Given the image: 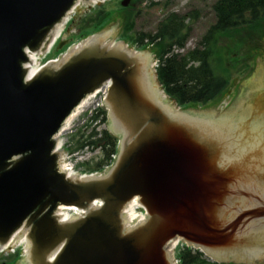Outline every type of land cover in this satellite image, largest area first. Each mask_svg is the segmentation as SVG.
Here are the masks:
<instances>
[{
	"label": "water",
	"instance_id": "water-1",
	"mask_svg": "<svg viewBox=\"0 0 264 264\" xmlns=\"http://www.w3.org/2000/svg\"><path fill=\"white\" fill-rule=\"evenodd\" d=\"M93 1L0 0V249L17 236L21 264H173L167 243L180 237L219 263H264V89L254 110L250 89L221 115L177 108L152 52L112 40L113 29L28 78L29 53L46 52L69 13ZM108 82L117 157L103 174L69 177L58 134ZM135 199L148 215L131 226ZM61 207L83 214L63 222Z\"/></svg>",
	"mask_w": 264,
	"mask_h": 264
},
{
	"label": "trees",
	"instance_id": "trees-1",
	"mask_svg": "<svg viewBox=\"0 0 264 264\" xmlns=\"http://www.w3.org/2000/svg\"><path fill=\"white\" fill-rule=\"evenodd\" d=\"M144 1L132 0L129 7L121 8L125 13L121 38L133 44L138 43L141 47L146 45L145 41L157 46V55L160 57L158 80L166 94L181 106L192 103L207 104L220 97L228 88L231 72L225 63L227 60L224 61L222 57V50L226 47V44L222 45L223 39H236L239 35L242 36L238 38H242L245 35L243 33H251L253 30L259 34L264 33V0H216L213 9L217 20L210 25L197 46L184 55L173 54L166 57L174 45L186 44L195 21L188 19L196 18L198 14L170 12L160 21L154 32H140L135 30V25L141 14L138 6ZM112 21L110 11L105 7L89 12L79 22V39L102 30ZM250 64L244 63V68L240 66L239 70L247 68L250 71ZM219 68L221 72L218 71ZM99 116V112L95 114L91 123L98 121ZM106 121L107 118L104 117L99 123ZM75 138L76 148L86 145L102 148V159L95 165L98 169L105 163H110L117 153L118 138L107 129L99 132L94 127L89 134L82 133ZM180 257L182 264H220L209 261L203 253L190 249L183 250ZM19 259V251L11 259L0 254V264H16Z\"/></svg>",
	"mask_w": 264,
	"mask_h": 264
},
{
	"label": "rangeland",
	"instance_id": "rangeland-1",
	"mask_svg": "<svg viewBox=\"0 0 264 264\" xmlns=\"http://www.w3.org/2000/svg\"><path fill=\"white\" fill-rule=\"evenodd\" d=\"M122 1L123 0H112L77 8L72 16V21L66 26L63 33V40H67L65 50L68 46L81 42L82 39H79L80 20H82V18L89 12L97 11L99 8L103 7L110 11V16L113 19L105 29L114 30L111 36L112 40L117 41L122 39L121 35L125 23V13L124 11H121ZM215 2L216 0H158L156 3L152 2L153 5H151L152 3L144 1L138 6L141 10V14L136 19L135 30L146 33L154 32L160 21L163 20L169 12H177L180 14L192 13L193 15L198 14V17L188 19L195 20L192 24L191 35L187 40V49L193 48L206 33L210 25L217 20L213 9ZM249 33L250 32L243 33L245 35L242 38H238L242 36L239 35L236 39L226 37L222 40V45L226 44V47L222 50V57L224 58V61L227 60L225 63L229 66L231 72V78H229V86L227 90L220 97H217L215 100L210 101L207 104H189L188 106H191L189 107L190 110L206 113L214 112L216 115L230 112L246 99L244 95H240L238 98L236 97L239 85H241V88L245 89V91L248 89L253 91L254 88L259 89L264 84V33L259 34L254 30L250 34ZM129 48L135 49L132 42L129 43ZM157 49L158 48L156 47L153 50L157 51ZM149 51L152 52L151 49ZM57 53L58 51L55 49L51 56H55ZM153 58L154 61H156L155 53H153ZM244 63H251L250 71L247 68L248 71L246 69L239 70L240 66H244ZM218 71L221 72V69L219 68ZM257 73L258 77L254 80ZM174 104L178 107L175 102ZM86 115L87 113H82V115L75 118L71 130L69 132L67 131L63 136V139L70 142L74 148L77 140L75 136L81 135L82 133H85L86 135L89 134L91 129L96 125L95 122L89 125L90 118ZM100 124L101 129H109L108 121ZM95 152H97V150H95ZM99 156L100 153L98 154V157ZM96 160L91 162L92 166L95 165ZM11 256L13 255H9L8 257L11 259ZM208 260L210 259L208 258ZM20 263V261L17 262V264ZM231 263L237 264L234 262Z\"/></svg>",
	"mask_w": 264,
	"mask_h": 264
},
{
	"label": "bare ground",
	"instance_id": "bare-ground-1",
	"mask_svg": "<svg viewBox=\"0 0 264 264\" xmlns=\"http://www.w3.org/2000/svg\"><path fill=\"white\" fill-rule=\"evenodd\" d=\"M36 70H33V72H31V74L32 73H34ZM90 100H84L82 103H81V105L74 111V113L69 117V119L67 120V122H66V128H64L63 129V132H65L66 130H68L70 127H71V124H72V122H74L75 121V118H77L78 116H80V114L84 111V110H86V108H88V106L90 105ZM66 174H68V175H71L72 173H71V171L66 167V166H63V169H62ZM139 208H140V206L136 203V202H131V203H129V205L127 206V208H126V216H127V219L129 220V221H135L137 218H138V212H139ZM60 210L58 211V214L59 215H63V216H61V218H62V220H66V219H68L69 218V211L68 210H70V209H72V208H66V207H61V208H59ZM17 237V236H16ZM15 237V238H16ZM14 238V239H15ZM18 238H16L15 240H14V242H13V240H12V244H15V245H19L20 243H22L23 241H24V239H19L18 241ZM12 244H10L9 246L11 247L12 246ZM14 246V245H13Z\"/></svg>",
	"mask_w": 264,
	"mask_h": 264
},
{
	"label": "built area",
	"instance_id": "built-area-1",
	"mask_svg": "<svg viewBox=\"0 0 264 264\" xmlns=\"http://www.w3.org/2000/svg\"><path fill=\"white\" fill-rule=\"evenodd\" d=\"M60 34L57 36L59 37ZM41 61H42V56L37 55L33 58L31 64L29 65V68L31 71L33 70H39L41 68ZM107 90L108 87L104 86L103 88H101L100 90H98L92 97V102L96 105L99 106L102 104V101L105 97V95L107 94ZM85 157L84 154H81L79 152L75 153V154H68V153H64V157H63V165L66 166L71 173L76 174L78 173L77 170H75V163L72 161L74 158L76 161L81 160ZM176 245H173V248H175Z\"/></svg>",
	"mask_w": 264,
	"mask_h": 264
},
{
	"label": "flooded vegetation",
	"instance_id": "flooded-vegetation-1",
	"mask_svg": "<svg viewBox=\"0 0 264 264\" xmlns=\"http://www.w3.org/2000/svg\"><path fill=\"white\" fill-rule=\"evenodd\" d=\"M257 77H258V73L255 75L254 80H256ZM262 89H264V87H263ZM259 91H260V90H258V88H256V89H254V91H252L251 94H249L251 99L249 98L248 101H250V103L253 104V105H252V109H253V110L259 108V105H258V104H255V103L258 102V101L253 97V96H254L256 93H258ZM246 94H247V92L245 91V89H242V88H241V85H239V86H238V89H237L236 97L238 98L240 95H246Z\"/></svg>",
	"mask_w": 264,
	"mask_h": 264
}]
</instances>
